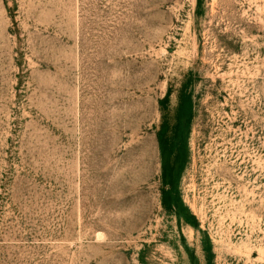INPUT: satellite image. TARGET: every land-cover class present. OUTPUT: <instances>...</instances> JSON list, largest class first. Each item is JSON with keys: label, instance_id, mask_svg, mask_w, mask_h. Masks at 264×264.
I'll list each match as a JSON object with an SVG mask.
<instances>
[{"label": "rangeland", "instance_id": "374dc122", "mask_svg": "<svg viewBox=\"0 0 264 264\" xmlns=\"http://www.w3.org/2000/svg\"><path fill=\"white\" fill-rule=\"evenodd\" d=\"M0 264H264V0H0Z\"/></svg>", "mask_w": 264, "mask_h": 264}]
</instances>
